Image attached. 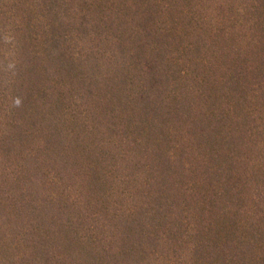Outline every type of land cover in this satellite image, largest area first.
I'll list each match as a JSON object with an SVG mask.
<instances>
[{"label": "trees", "instance_id": "obj_1", "mask_svg": "<svg viewBox=\"0 0 264 264\" xmlns=\"http://www.w3.org/2000/svg\"><path fill=\"white\" fill-rule=\"evenodd\" d=\"M0 264H264V0H0Z\"/></svg>", "mask_w": 264, "mask_h": 264}]
</instances>
